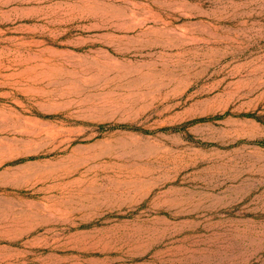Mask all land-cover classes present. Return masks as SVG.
I'll list each match as a JSON object with an SVG mask.
<instances>
[{"label": "rangeland", "instance_id": "374dc122", "mask_svg": "<svg viewBox=\"0 0 264 264\" xmlns=\"http://www.w3.org/2000/svg\"><path fill=\"white\" fill-rule=\"evenodd\" d=\"M0 264H264V0H0Z\"/></svg>", "mask_w": 264, "mask_h": 264}]
</instances>
